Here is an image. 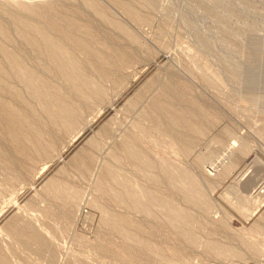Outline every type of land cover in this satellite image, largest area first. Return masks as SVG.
Listing matches in <instances>:
<instances>
[{"label": "bare ground", "instance_id": "bare-ground-1", "mask_svg": "<svg viewBox=\"0 0 264 264\" xmlns=\"http://www.w3.org/2000/svg\"><path fill=\"white\" fill-rule=\"evenodd\" d=\"M109 1L134 25L127 24L122 15L117 16L100 0H80L75 6L79 17L63 15L61 4L52 0H0V165L12 168L52 161L55 150L66 149L78 131L93 124L94 117L107 107L112 96L123 94L130 87L136 62L145 59L138 55L136 47L146 46L133 26L149 24L153 3ZM237 1L241 8L251 3V0ZM86 11L92 13L93 20L84 17ZM240 27L230 36L233 43L217 38L216 44L232 43L233 51H242L235 39L240 36L247 40L250 30L244 24ZM12 31L17 34L14 43ZM255 39L250 42L264 57V36ZM155 41L161 47L167 46L160 36ZM27 51L33 56L29 61L25 58ZM210 62L204 57L199 59V78L217 87L224 74L214 67L209 74ZM38 67L67 83L72 88L71 94L39 72ZM263 90L259 88L260 96H264ZM127 101L123 111L115 110L122 113L121 118L116 114L119 127L114 131L99 128L97 136L88 140V147L77 151L59 170L60 175L43 184L39 202L27 204L42 213L48 235L22 217L7 223V234L46 256L49 264H58L56 249L48 237L63 226L50 204L59 202L74 212L85 202L101 213L104 236L97 247L118 264H190L195 252L187 250L186 244L202 245L211 258L247 264L249 253L226 241L227 237L218 235L213 228L228 223L230 218L227 213L211 217L217 213H213L216 208L211 197L213 185L209 190L205 188L195 171L181 160L191 153L193 139L209 130L210 121H203L205 110L217 119V109L206 108L202 96L189 83L172 76L165 66H160ZM51 124L57 127L45 132L48 129L45 125ZM127 125L133 132L122 130ZM257 130L264 132V122ZM109 136L118 148L109 149L102 157L96 156L94 150L104 146L101 139ZM216 139H221V135H216ZM253 148L242 137H234L222 156L204 172L205 181L208 183L207 175H214L211 171L221 179ZM169 152H177L182 158L171 163L167 159ZM202 162L201 157L195 158L196 164ZM71 171L77 175L75 183L63 177ZM259 194L252 213L264 201V186ZM190 204L210 218L199 216ZM242 204L237 201V207ZM235 229L244 247L264 257V212L249 229ZM110 234L117 239L109 238ZM5 251L0 245V264H15Z\"/></svg>", "mask_w": 264, "mask_h": 264}, {"label": "rangeland", "instance_id": "rangeland-1", "mask_svg": "<svg viewBox=\"0 0 264 264\" xmlns=\"http://www.w3.org/2000/svg\"><path fill=\"white\" fill-rule=\"evenodd\" d=\"M100 1L120 18L124 15L109 0ZM52 2L61 4L60 11L63 15L79 17L75 12L77 8L75 6L79 5L80 0L74 2L52 0ZM152 3L151 23H141L139 28L133 26L136 34L140 35V39H144L143 41L148 47H136L138 55L145 59L142 62H136L134 66L136 73L132 76L133 80L130 87L123 94L112 96V100H109V104L106 105L107 107L94 117L93 124L78 131L66 149L55 150L52 161H42L32 166L20 164L12 168L11 166L6 168L0 165V245L6 250V254L13 263L49 264L46 256L36 252L32 247L21 245L16 238L8 235L7 223L22 217V220L23 218L30 220L37 228L41 229L45 236L48 235L47 231L44 230L45 223L42 213L35 208L28 207L27 204L30 201L38 200L39 202L40 198L43 197V191H41L43 184L52 176L60 175L59 170L67 165V162L77 151L88 147L86 145L88 140L97 136L96 131L99 128L108 127L113 131L116 130L119 127L117 122L120 120L119 115L116 114H120L121 118L122 113L120 112L126 107L129 96L142 88L160 66H165L172 76L186 81L195 93L202 96L206 108H216L219 114L216 119L205 110L206 115H204L203 121H210L209 130L193 139L191 153L187 157L185 155L182 158L176 154L177 152H169L167 159L171 163H178L182 158L184 166L195 171L199 179L203 181L205 188L209 190L210 186L213 185L211 197L216 205L213 213H217H211L210 216L213 214L211 217H219L222 213H227L230 217L227 220L228 223L213 228L218 235L226 236L227 238H224L226 241L240 250L243 249V252L249 253L247 264H264L263 256H256L252 253V249L244 247L245 245L237 236L238 230L235 229L239 227L245 230L249 229L264 212L263 201L261 206L257 208L258 210L256 209L252 213V208L255 206L254 202L264 186V178H262V176L264 177V132L257 130L264 122V96H260L258 93L259 88L264 89V57L256 51L254 44L250 42L256 40L257 37L264 36V0H251V3L245 4L244 8L238 7L237 0H152ZM64 5L66 7H63ZM240 9L242 10L240 11ZM86 13L84 17L94 19L91 12L86 11ZM234 14L239 16L238 19H235ZM125 17L122 19L127 21V24H133L129 18L126 19L127 17ZM242 24L246 25L250 32L247 35V40L244 41L242 37L237 36V40L235 39L237 43H234L241 45L243 50L235 52L231 49L233 42L230 36ZM16 35L12 31V39L14 40L11 42H15ZM158 36L165 40L166 47H161L155 41ZM217 38L232 43L228 46L223 42L216 44L215 39ZM202 57L211 61L212 69H208L209 74L214 68V70L224 74L217 87L214 83L199 78L201 71L197 65ZM25 58L28 61L31 60L33 58L32 53L27 51ZM149 62L151 64L146 65ZM37 70L58 83L64 92L71 94L72 88L62 80H58L53 72L40 67ZM220 91L221 94H219ZM108 93L111 95L110 90ZM45 127L48 128L45 130L47 132V130L57 126L51 124L50 126L45 125ZM124 129L128 133L133 132L129 125L122 128V130ZM218 134L221 135V139L217 140L216 135ZM236 136L242 137L250 147L254 148L245 154L239 165L234 166L221 179L215 175V171H211L214 175L206 176L207 183L204 172L212 167L211 164L220 155L222 156L229 142ZM70 138L68 137V139ZM101 140L104 146L94 150L96 156L102 157L109 149L116 150L118 148L112 143L110 136ZM1 145L4 150L8 149L5 143ZM197 156L203 160L201 164L195 163ZM12 157H16L14 152ZM254 159H257L258 162L255 163ZM220 170L218 169L217 172ZM76 176L73 171L63 175L69 182L74 183ZM253 178L255 181L253 180L252 184ZM259 178L262 179L259 180ZM205 183L208 185L207 187ZM77 184L80 185L81 183ZM104 200L109 203L106 199ZM237 201H242V206L237 207ZM50 205L62 224L61 226H63L48 237L56 249L55 256L58 264L116 263L109 254L103 253L97 247L99 239L104 236L103 229L100 227L101 213L98 209L88 206L85 202H82L80 209H75L74 212L67 210V207L59 202ZM189 206L205 220L210 218L193 205L190 204ZM200 231L198 232L202 234L204 229L201 228ZM112 235L110 234L109 238L115 237ZM185 247L187 250L195 252L191 256L190 264H241L238 260L208 257L207 251L200 244L194 246L186 244Z\"/></svg>", "mask_w": 264, "mask_h": 264}]
</instances>
